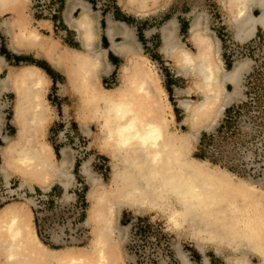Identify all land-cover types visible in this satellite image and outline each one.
<instances>
[{"label": "bare ground", "instance_id": "obj_1", "mask_svg": "<svg viewBox=\"0 0 264 264\" xmlns=\"http://www.w3.org/2000/svg\"><path fill=\"white\" fill-rule=\"evenodd\" d=\"M26 1L0 0V14H13L12 19L3 22L10 37L6 39L8 47L20 50L24 45L33 46L53 57L51 42L55 41L44 39L38 31H13L20 27ZM220 1L235 21L237 36L243 33L244 26L247 35L253 33L255 24L264 28V0ZM253 5L260 9L257 16L249 12ZM88 12L87 4L82 0H66L64 17L75 31L84 55L64 50L53 59L63 68L71 87H74L76 77L82 80L90 71H102L108 65L105 63L106 49L88 45L93 33ZM197 15L187 36L193 49L174 41L175 21L168 20L160 27V50L166 53L177 73L192 76L193 90L198 95L196 100L177 101L183 113L178 125L186 129L175 132L170 130V125L176 123L174 110L159 82L158 72L152 69L145 55L140 54L137 60L133 58L131 29L124 23L115 22L111 16L105 18L110 50L125 57L120 68L122 83L109 89L95 87L87 97L77 95L78 98L82 95L85 100L77 111L79 118L97 125L91 141L111 164L107 186L101 185V181L93 176L88 163L81 167L90 182L89 207L83 223L89 226L91 239L88 245L72 251L68 247L50 249L37 236L32 223L29 224V217L32 220L30 209L27 207L29 214L24 209L16 211L8 203L0 209V264H125L118 247L121 232L115 224L123 208L133 213H161L176 233L187 227L202 253V242L212 240L225 243L231 251L256 252L261 260L258 264H264L263 191L242 179H234L230 171L208 167L207 160L190 155L189 141L195 138L197 129L206 123H214L223 108L241 96L240 78L249 67V61L244 59L234 61L230 69L223 68L217 57L219 40L212 35L202 16ZM117 25L123 27L120 42L114 39ZM46 80L50 77L45 70L34 64L24 68L10 67L4 79H0L2 90L14 93L13 122L16 126L15 135L4 136V144L0 145V173L7 180L10 172L16 171L21 177L20 188L26 181H31L43 191L48 189L47 180L60 174L66 180L62 183L61 195L65 199L71 197L67 188L73 181L72 175L55 164L52 147L38 139V132L42 131L48 118L42 97ZM227 84L233 86L232 91H225ZM26 134L35 142L22 149ZM63 153L67 158L66 149ZM33 190L30 187V191ZM23 198L25 203L32 205L30 198ZM222 230L228 234L233 231L234 235L223 240ZM178 256L181 264H192L184 253L179 252ZM226 262L254 264L245 257L233 258V255L226 257ZM202 264H208L206 256Z\"/></svg>", "mask_w": 264, "mask_h": 264}, {"label": "rangeland", "instance_id": "obj_2", "mask_svg": "<svg viewBox=\"0 0 264 264\" xmlns=\"http://www.w3.org/2000/svg\"><path fill=\"white\" fill-rule=\"evenodd\" d=\"M58 2L57 14L50 17L51 9ZM65 2L66 0H27L21 11L20 27H15L13 31L33 30L44 33V39L55 41L51 42L54 58H57L64 50L72 51V54L73 51H77L80 55H84L80 44L73 41V36L76 37L75 31L67 30L65 33V28L57 21V18L62 15ZM88 2L90 6L88 13L93 25L91 30L93 33L90 35L88 45L95 47V49L107 48V44L101 47L95 42H97L101 30L105 28L104 18L108 16V12L113 11L114 16L117 13L115 19L122 17L124 20H129L128 23L137 24L140 30L139 32L135 30L133 34V49H135L133 58L137 60L142 54L149 59L148 63L152 65V69L158 72L160 84L167 87L166 94L173 109L178 105L179 99L196 100L198 95L193 90L192 76H185L180 73L178 76L175 75L177 70L174 65H171L172 62L169 65L165 64L166 53L163 55L158 53L162 52L160 50L162 46L160 27L164 24L167 12L176 14L180 13L181 10L183 12L184 7L188 10L197 5H200L202 10L207 11V16L204 15L203 17L204 19L207 18L205 23L208 22L207 27L212 35L220 40V51L217 57L220 58L222 67L230 69L234 61L244 59L249 61V67L240 78L241 96L228 103L220 115L216 117L214 123H206L202 128L197 129L195 138L189 141L190 155L199 160H207L208 167L230 171L234 174V179H242L264 193V37L258 35L243 46L231 39L220 37L211 21L213 0H167L166 3L164 0H126L125 3H120L119 0H110L111 8L109 10L103 9L99 0H88ZM77 15L78 10L74 12V16ZM101 16H103L102 19ZM12 18V13L0 14V79H4L10 67L24 68L28 64H37L39 67H45L49 70L53 81L51 83V80H46L42 92L43 100L47 105L48 118L40 132L41 134L38 132V139L52 147L55 164L64 167L68 173H71L73 181L70 180L73 184L71 183L67 188L71 197L63 199L61 197L63 193L62 183L66 181L65 178L58 174L48 179L46 187L50 193L48 194L49 200L46 201V210L35 212L33 205L28 202L26 204L21 196L2 200L4 191L9 188L21 190H28L29 188L30 191V187L37 193L43 190L31 181H26L24 186L20 188L21 177L16 171L10 172L7 180L0 173V209L5 204L10 203L11 208L16 211L24 209L23 211L29 214V208L32 214V220L29 217V224L32 223L40 240L47 244L50 249L61 250L68 247L72 251L75 248L88 245L91 239L89 226L83 223L85 211L89 207L87 191L90 182L82 173L81 167L84 163H88L87 166L93 176L99 179L101 185L104 186L109 184L111 172L109 158L100 153L91 141L92 137L96 135L97 125L94 121L79 118L77 111L80 110V104L85 100L82 95L80 98L77 95L83 94L87 97L89 92L95 90V87L96 89H109L115 85H120L122 83L120 68L121 64L125 62V57H122L120 65L112 74L104 75L103 71L94 69L82 80L81 77H76L73 80L75 85L71 87L67 83L63 68L47 52L27 45L22 46L23 48L20 50L19 48L12 50L8 47L10 37L8 30L3 27V22ZM40 20H53L56 27L54 32H46L41 29ZM175 29L177 39L175 38L174 41L182 42L184 46L193 49L187 35L182 37L181 34L177 33V26ZM117 41L120 42L121 39H117ZM232 44H235V47ZM6 48L10 51H7ZM16 55L23 62L17 63ZM46 59L52 63H48ZM105 63H107L106 60ZM232 90V85L227 84L225 86V91L230 92ZM14 100V93L11 90H2L0 87V145L4 144V136L13 137L16 132V126L13 122ZM240 102H246V105L236 109L235 112L226 114L225 111L230 106ZM81 112H83V108H81ZM177 113L179 110H176V115ZM182 117L183 113L176 116V123L170 125L171 131L186 129L178 125ZM226 121L228 124L225 123ZM221 124L224 132L218 133L217 130ZM224 125L227 128H224ZM203 134L205 138L199 149L198 142ZM34 142L26 134L24 143L21 145L22 149L32 146ZM63 149H66L67 158L64 157ZM25 198L30 197L27 195ZM78 206L83 209L80 215L77 212ZM164 217L155 211L133 213L126 208L121 210L115 224L121 232V242H118V247L125 264H179V252L184 253L192 264H201L204 256H201L194 249L192 242L189 241L185 233L172 231ZM218 229L222 228L218 226ZM183 230L187 231L188 228L185 227ZM222 231L220 236L223 240L234 235L233 231L230 234ZM205 243L211 244L207 246V252L204 254L211 264H227L226 257H230V255H233V258L245 257L254 264L261 261L256 252H244V254L242 251H231L225 243H217V241L212 240L202 242L203 245ZM221 246H223L221 251L214 253L215 249L213 248Z\"/></svg>", "mask_w": 264, "mask_h": 264}, {"label": "crops", "instance_id": "obj_3", "mask_svg": "<svg viewBox=\"0 0 264 264\" xmlns=\"http://www.w3.org/2000/svg\"><path fill=\"white\" fill-rule=\"evenodd\" d=\"M82 1L85 2L87 4L88 8L90 9L88 0H82ZM164 1H165V3L167 2V0H164ZM64 7H65V5H64ZM110 8H111V6H110ZM110 8H107V9L109 10ZM183 10H184L183 12L181 10L180 13H176V14H172V13L167 12L165 14V20H164V23L166 21H168V20L175 21L176 26H177V33L178 34H181L182 37L185 36V35L188 36V31H189L190 25H191L192 21L194 20V18L196 17L197 14L199 16H202L204 22H205L206 19H204L203 16L204 15L207 16V11L202 10L200 8V5H197V6H194V7H190L188 10H187V8L184 7ZM249 12L252 15L257 16L259 14V12H260V9L257 6L253 5L250 8ZM107 15L108 16H111V18L115 22H117V23H124L129 29H131V31H132L133 34H134L135 30H136V32H139V30H140V29H138V25L137 24L134 23L135 25H133L132 23H128L129 20H124L122 17L119 18V19H115V16L118 15V14L116 13L115 16H114L113 11L112 12H108ZM131 15H133V14H131ZM126 17H128V16H126ZM102 18H103V16H101V19ZM57 21L60 22L61 25L65 28V30H64L65 33H66L67 30H73L71 24H69L66 21V19L64 17L63 11H62V15L59 16V18H57ZM104 21L106 23L105 18H104ZM211 21H212V24L215 25V27L217 29V33L219 34L220 37L222 36L224 38L231 39L233 42H235L237 44H245V43H248L251 40H253L255 37H257L258 35H262L264 37V28L260 24H255V27H254L255 29H254L253 33L250 34V35H247L246 34V31H245L246 26H244L243 27L244 30L242 29L243 30L242 31L243 33H240L237 36V34H235L236 33V31H235L236 30L235 21L232 18L230 12H227L226 11L225 7L222 5V3H221L220 0H213V8H212V12H211ZM39 23H40V28L43 29V30H45L46 32H49V31L54 32V29L56 28L54 26V21L53 20H40ZM207 23H205V24L207 25ZM114 32L116 33L115 34V37H114L115 40H117V39H123V36H122L123 35L122 34L123 27L122 26H118L117 25L116 30ZM141 32L143 33L142 30H141ZM39 34L42 35V36H45L44 33H42V32H39ZM217 39L219 40V38H217ZM73 41L79 43L78 40H77V38L75 36H73ZM95 43L96 44L98 43L101 47L104 44H107L106 54H105V60L108 63V65L104 66L102 68V71L105 69V71H103V74L104 75L112 74L116 70L117 66L120 65V60L122 59L123 55L121 53L119 54V52H117V51L115 52V50L114 51L113 50H110V47H109L110 46V41H109V38L106 36L105 28L103 30H101V32L99 34V38H98L97 42H95ZM65 46H67V47H75V46H69V45H65ZM75 48H77V47H75ZM6 49H7V51H10L8 48H6ZM158 53H162V55L164 54V52H158ZM166 57L167 56H165V59H166L165 60V64L166 65H169L170 64V59L168 57L167 58ZM47 61H48V63H52L50 60H47ZM19 62H23V60H21ZM175 75L178 76L180 74L179 73H176ZM50 80H51V83H52V81H53L52 78ZM164 88H165V90L167 92L166 85L164 86ZM175 109L177 111L179 110V113H177V115H176V110L173 109L174 110L175 119H176V116H179V115L182 114V109L179 106H175ZM179 231H181V233H185V235L188 236L189 241L192 242V246L194 247V249L201 256H205L204 254L207 252V246H209L211 244L205 243L203 245V253H202V252H200L197 249V246H196V244H195L192 236L189 234L188 230L187 231L186 230L184 231L182 229V230H179ZM210 247H212V246H210ZM222 247L223 246L217 247L218 249L216 247L213 248V249H215L214 250V253H216L215 251H217V250L220 252L221 249H222ZM203 258L204 257H202L201 264L203 262ZM208 264H211V262L209 260H208Z\"/></svg>", "mask_w": 264, "mask_h": 264}, {"label": "built area", "instance_id": "obj_4", "mask_svg": "<svg viewBox=\"0 0 264 264\" xmlns=\"http://www.w3.org/2000/svg\"><path fill=\"white\" fill-rule=\"evenodd\" d=\"M99 4L103 7V9L105 8H110V0H99ZM58 6H59V2L56 3L53 8L51 9V12L49 13L50 17H53V15L57 14L58 12ZM240 46H243V44H239ZM232 46L235 47V44H232ZM10 187V186H9ZM8 187V188H9ZM50 193V190H46V192L40 191L39 193H37L35 190L33 191H29V190H21V189H8L4 191V195L2 197V200H8V199H13L17 196H21V197H26L27 195H29V197L31 198V202L33 205V208L38 212H42L46 210L47 207V203L46 201L49 200V196L48 194ZM83 211V209L81 208V206H78V215H80V213Z\"/></svg>", "mask_w": 264, "mask_h": 264}, {"label": "trees", "instance_id": "obj_5", "mask_svg": "<svg viewBox=\"0 0 264 264\" xmlns=\"http://www.w3.org/2000/svg\"><path fill=\"white\" fill-rule=\"evenodd\" d=\"M5 56H6V54H5ZM15 59H17V63L22 60L21 58H18V56H15ZM41 68H43L45 70V72L47 73V75L51 76V73L49 72V70L47 68H45V67H41ZM245 105H246V102H240L239 104H235V105L230 106L225 112H226V114H229L232 111L235 112L236 109L242 108ZM174 110H175V108H174ZM225 123L228 124V121H226ZM224 128H227L226 125H224ZM217 132L218 133H220V132L223 133L224 132L223 131L222 124L219 126ZM204 138H205V135L204 134L201 135V137L199 139V142H198L199 149L202 146V143H203Z\"/></svg>", "mask_w": 264, "mask_h": 264}]
</instances>
